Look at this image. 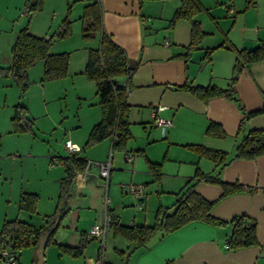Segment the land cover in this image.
<instances>
[{"label":"crops","instance_id":"obj_1","mask_svg":"<svg viewBox=\"0 0 264 264\" xmlns=\"http://www.w3.org/2000/svg\"><path fill=\"white\" fill-rule=\"evenodd\" d=\"M199 1L204 8L195 14V19L205 34L197 47L186 54L185 47L191 40L190 22L179 19L170 27L180 0H100L104 31L124 49L129 65L135 68L129 79L126 101L131 106L130 134L137 140L130 142L129 139L123 149H112L110 137L95 143L98 152L92 155L85 170L74 178L69 209L55 230L51 244L72 259H80L82 264H97L98 256L102 262L113 264L116 258L108 257L107 248L117 252L120 264H264V155L229 159L220 168L222 180L239 182L254 190L239 191L218 199L221 185L199 181L195 186L196 192L207 200H217L211 208L214 216L230 220L234 215L244 214L255 220V245L226 248L230 224L212 225L199 220L169 233H157L136 248L110 225L111 222L102 248L99 240L85 237L90 226L103 220L105 214L119 224L122 216L127 218L126 225L147 224L150 213L157 209L154 210V194L159 201L164 193H171L176 198V192L197 172L215 174L218 168L214 162L191 145L225 151L228 157L234 152L238 125L243 118V112L235 102L224 95L202 100L176 86L188 83L226 87L232 75L236 50L253 49L264 42V0ZM28 3L29 0H0V66L11 64V45L24 24L19 18L28 14ZM45 23L44 17L36 12L31 17L29 29L44 36ZM86 58L87 54L81 64L74 66L70 59L68 66L67 76L78 75L82 87H89V82L81 78L87 79L82 73ZM125 81L123 77L122 82ZM232 88L246 111L259 108L264 101V58L247 63ZM159 105L164 108L157 109ZM156 115L171 121L163 133L154 121ZM210 122L219 124L225 135L217 137L207 133ZM244 126L245 129L264 128V113L249 117ZM130 152L134 153L133 157L127 160L126 155ZM107 160H110L111 169L106 185L95 162ZM150 163L160 164L157 178ZM126 183L142 184L141 207H138V199L122 186ZM105 194L109 198L108 206L104 203ZM51 213H44L46 220V215ZM109 232L112 238L107 245ZM82 239L86 244L82 253L76 256L58 246L76 247ZM92 240L98 242L87 245ZM106 256L111 261H107Z\"/></svg>","mask_w":264,"mask_h":264},{"label":"trees","instance_id":"obj_2","mask_svg":"<svg viewBox=\"0 0 264 264\" xmlns=\"http://www.w3.org/2000/svg\"><path fill=\"white\" fill-rule=\"evenodd\" d=\"M45 0H32L27 4L28 19L19 28L18 33L11 45V64L0 66V76L10 77L23 93L29 86L28 69L37 60L43 61V79H58L67 76L69 66L68 52H49L51 36L37 35L30 31L29 24L33 14L43 9ZM199 0H180V5L175 10L170 20L172 27L179 19H186L190 22L191 40L185 47L186 54L196 48L199 41L205 34L195 14L203 9ZM83 25L81 34L84 39L96 37L98 43L95 47H89L87 58L82 73L88 80L95 84V94L100 106V119L92 125L87 135L85 146L93 145L101 140L110 137L112 149H123L131 137L129 130L130 105L126 101V95L130 88L129 79L134 71V66L129 65L124 49L119 46L109 34L104 31L102 25V7L100 0H90L85 3L81 14ZM70 32V21L66 18L56 31L57 37L67 36ZM210 49L207 50V53ZM264 58V42L253 49H237L233 64L232 75L226 87H219L214 84L190 85L183 83L177 88L185 89L202 100H207L215 95H224L227 99L235 102L243 112V118L239 122L236 136L238 141L235 145L232 156L228 157L225 151L204 147L202 145H191L200 154L209 157L217 167L215 174L198 173L189 178L184 186L176 192L172 209L158 206L154 216V222L147 224L122 225L111 220V226L118 229L133 244V248L146 244L157 233H169L191 221L199 220L212 225H228L231 230L228 235V248L237 249L257 244L255 220L244 214L234 215L230 220H224L214 216L211 208L217 200H207L195 190L199 181L217 183L221 185L222 192L218 199L231 193L254 190L244 187L239 182L224 181L220 177V168L233 158L251 159L264 155V128L245 129L244 123L249 117L264 113V101L259 108L246 111L239 98L233 91L232 85L237 79L241 69L249 62ZM125 82H122V78ZM17 107L23 106L17 105ZM20 113L16 109L12 118L16 130L30 129L32 120L26 118L23 126L19 124ZM207 133L221 137L224 136L221 126L210 122L206 129ZM80 151L68 152L59 157L63 166V176L59 181V192L54 211L46 215L44 225L35 226L32 223L21 219H5L0 228V250L2 248L16 249L22 245L35 244L39 236L53 226V218L59 217L54 230L49 234L46 246L54 243L55 230L60 226L61 219L69 209L68 200L72 192V184L75 175L85 170L87 159ZM159 163H150L149 167L155 177L160 175ZM38 197L35 193H22L19 199V207L29 212L36 211ZM115 223V224H114ZM86 244L84 239L76 247H67L62 244L58 246L71 255L76 256L82 253ZM120 254L122 252L120 251ZM1 258V257H0ZM101 264H109L102 262Z\"/></svg>","mask_w":264,"mask_h":264},{"label":"rangeland","instance_id":"obj_3","mask_svg":"<svg viewBox=\"0 0 264 264\" xmlns=\"http://www.w3.org/2000/svg\"><path fill=\"white\" fill-rule=\"evenodd\" d=\"M85 3L78 0H45L44 9L38 12L46 22L45 35L51 36L49 52H68L72 66L81 64L88 48L95 47L98 43L96 37L86 40L81 34V14ZM28 16L26 14L19 19L25 23ZM66 17L70 21V32L59 38L55 33ZM81 78L84 82H89V87L81 86L78 75L45 80L42 59L29 67V86L23 93L10 77H0V228L5 219L16 218L35 225L45 224L44 213H51L57 202L59 181L63 176L59 157L67 152L63 147L66 139L79 144L81 154L88 162L98 152L96 144L85 146L91 126L100 119L95 84ZM17 105L23 106V109ZM16 109L20 113V126L26 123V118L32 120L30 129L16 130L12 121ZM136 140L134 137L130 138V142ZM22 193L37 195L35 212L19 207ZM154 197V210L161 203L162 207H168L171 211L170 205L175 199L173 194L164 193L160 201L157 195L154 194ZM150 215L147 225L154 222L155 212ZM120 221L126 226L127 218L122 216ZM107 238L109 245L111 232ZM92 242L98 241H89L87 245ZM33 248L34 245L30 243L16 249L20 264H34ZM107 249L108 257L111 255L116 258V262L112 263L120 264L117 252L113 248ZM108 257L106 256V260L111 261ZM44 263L82 264V261L72 259L61 253L56 245L49 244L45 249ZM0 264L7 263L0 258Z\"/></svg>","mask_w":264,"mask_h":264},{"label":"built area","instance_id":"obj_4","mask_svg":"<svg viewBox=\"0 0 264 264\" xmlns=\"http://www.w3.org/2000/svg\"><path fill=\"white\" fill-rule=\"evenodd\" d=\"M27 11V8H26ZM164 106L159 105L157 106V109H162ZM155 123L161 127L162 133L165 130V127L171 124V121L169 119L162 118L158 115L155 116L154 119ZM64 148L68 152H75V151H80V146L77 145L76 143L71 142L70 140H66L64 142ZM133 157V154H127L126 159L131 160ZM95 164L99 167V174L101 177L106 179V185H107V180L109 176V171L111 169V164L110 160L104 161V162H95ZM81 172H78L75 176H79ZM122 186H126L127 191L131 193L134 197L138 199V207H141L143 204V186L140 183H126L122 184ZM107 187V186H106ZM104 203L105 206H108L109 203V198L108 195L105 194L104 196ZM111 222L110 216L108 214H105L103 220L96 222L90 226L88 231L86 232V239H97L99 240L100 247H103L104 241H105V236L106 232L108 230L109 224ZM225 247L228 248V241L225 243ZM100 254H101V249H100ZM0 257L6 261L7 264H20L19 263V258L16 253V251L11 250L10 248H2L0 250ZM97 264L102 263V259L100 256L97 257L96 260Z\"/></svg>","mask_w":264,"mask_h":264},{"label":"water","instance_id":"obj_5","mask_svg":"<svg viewBox=\"0 0 264 264\" xmlns=\"http://www.w3.org/2000/svg\"><path fill=\"white\" fill-rule=\"evenodd\" d=\"M59 221V217L55 216L53 218V226L50 227L47 231L43 232L35 244L33 248V260L34 264H45L44 263V254H45V248H46V242L48 239L49 234L54 230L56 224Z\"/></svg>","mask_w":264,"mask_h":264}]
</instances>
